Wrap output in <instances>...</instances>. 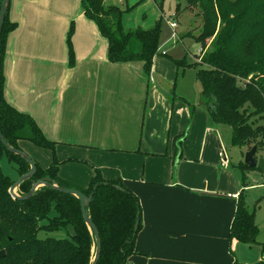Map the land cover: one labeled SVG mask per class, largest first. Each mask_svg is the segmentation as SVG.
I'll use <instances>...</instances> for the list:
<instances>
[{
    "label": "trees",
    "instance_id": "trees-1",
    "mask_svg": "<svg viewBox=\"0 0 264 264\" xmlns=\"http://www.w3.org/2000/svg\"><path fill=\"white\" fill-rule=\"evenodd\" d=\"M154 1L162 6L165 0ZM184 1L187 8L197 9L201 21V31L194 36L204 52L197 66V78L202 86L198 107L206 110L216 125L231 128V146L244 149L254 145L257 151H264V0ZM81 2L85 16L97 25L108 42L109 62H141L147 79L154 80L152 69L159 54L160 27L126 30L122 24L126 11L107 0ZM16 28L8 13L0 34V128L11 147L21 149V142H29L54 156L48 167L34 160L37 172L20 185L17 194L27 195L35 182L46 179L88 197L93 195L87 212L101 237L98 264H127L136 254V238L142 229L138 196L121 178L105 179L100 170H96L86 188L62 179L59 175L62 163L55 157L57 143L47 139L31 115L19 111L4 97L5 52L8 35ZM72 54L71 50L70 59ZM175 63L178 69H183V60ZM190 109L194 111L196 106ZM184 138L175 140L173 177L177 160L183 158ZM6 156L17 163L19 178L30 171L29 163L10 153L0 141V251L6 252L0 264H92L97 243L83 220L78 198L48 187L39 188L26 201L14 198L10 189L16 181L6 176L1 166ZM242 166L249 168L244 162ZM138 219L140 224L136 229ZM62 229L68 230V237L40 235ZM257 235L254 214L240 195L230 232L232 254L235 255L234 247L238 244L257 245ZM261 248L262 259L256 264H264V245ZM231 264L244 263L236 259Z\"/></svg>",
    "mask_w": 264,
    "mask_h": 264
},
{
    "label": "crops",
    "instance_id": "crops-1",
    "mask_svg": "<svg viewBox=\"0 0 264 264\" xmlns=\"http://www.w3.org/2000/svg\"><path fill=\"white\" fill-rule=\"evenodd\" d=\"M40 5L47 6V3L15 0L10 5L9 17L10 13L11 18L14 16L11 22L16 23L17 28L8 35L3 64L4 97L9 104L31 115L47 136H63L67 131L66 136H75V142L79 141L80 136V124L76 123L82 121L84 116L87 120L89 116L95 119L97 116H94V112L97 110L101 111L100 115L103 117L106 111L103 106V91H112L111 87L114 85L107 81L106 71L110 77L119 74L123 77V87H128L131 90L128 92L135 95L138 102L136 112L145 110L144 104L147 105L144 134L148 139L149 150L153 152V160L150 161L147 172L139 173V168L133 167V179L126 173L122 175L120 171L112 169H104L105 174L102 173L108 180L121 178L140 200L142 229L136 238V254L129 258L127 264H162L163 261H169V264L233 263L236 258L230 253V232L239 191L234 174L228 168V149L218 129L219 125L211 121L208 113L201 114L204 119L196 134H193V130L190 132L191 127L185 130V123L177 125L172 133L175 102L185 101L189 107L192 106L191 103L185 97L170 91L171 88L158 84L154 74V80H149L143 72L137 76L138 71L131 63L109 62L108 51L100 53V58H97V51L92 49L93 43L83 53L89 62L85 74L73 70L70 84L64 79L59 81L63 73L61 72L59 79L55 76L58 70L55 54L49 45H42L39 40L42 35L39 27L44 20L39 14ZM83 15L85 16L84 11ZM23 16H28V22ZM94 25V28L88 27L91 34L93 35V31L100 35L97 25ZM98 99H102L100 107L96 106ZM184 136L183 158L177 162L173 177L175 140ZM133 139L135 144V124L132 140L128 138L112 144L125 148V144L130 141L127 144H131ZM52 140L57 144L67 142L66 139ZM229 143L231 145V141ZM167 151L171 152L170 156H167ZM166 157L169 160L165 161ZM34 160L48 167L39 159ZM60 177L76 185L66 177ZM179 218H185L187 225L193 221L192 218L204 223L192 226L164 223ZM246 246L238 244L234 247V253L244 264H247ZM172 250L177 254V259L162 261L161 252H173ZM190 250H197L201 257L196 261L187 260Z\"/></svg>",
    "mask_w": 264,
    "mask_h": 264
},
{
    "label": "rangeland",
    "instance_id": "rangeland-1",
    "mask_svg": "<svg viewBox=\"0 0 264 264\" xmlns=\"http://www.w3.org/2000/svg\"><path fill=\"white\" fill-rule=\"evenodd\" d=\"M14 1L12 0L11 4ZM35 1L47 3V6L40 5L39 14L44 20L41 21L39 27V32L42 34L39 40L42 45H49L51 51L55 54L58 62V70L55 72L57 79H59L62 72L63 74L59 81L64 79L67 84H70L73 70L78 71L80 74H85L89 62L83 56V53L87 52V46L93 43L92 49L97 51L96 56L100 58V53H107L108 42L99 33L97 35L92 31L93 35L91 34V30L88 27L94 28L95 25L83 15L81 0ZM107 2L126 11L122 19V24L126 30H151L157 26L160 27L159 54L154 59L152 74L157 78L158 84L171 88L170 91L175 92L178 96L185 97L192 106H196V109L191 111L185 101L177 100L175 102L171 132L173 133L177 129V125L185 123V130L191 127L190 132L193 130V134H196L201 129L200 125L202 119H204L201 114H207L206 110L198 107V97L202 86L197 78V70L199 69L197 66L201 64L200 61L204 52L202 46L195 42L194 37L201 31V21L198 19L200 17L197 15V9L187 8L184 0H165L162 6L154 0H126L123 3L118 2V0H107ZM23 17L28 22V16ZM12 18H14L13 15ZM12 18L10 13V21H13ZM85 19L88 21H85ZM172 22L177 23L175 30L170 26ZM89 36H91L90 39L88 38ZM71 50L73 54L70 59ZM178 60H183V69L177 68L175 61ZM62 65L63 68H61ZM64 65L66 66L64 67ZM131 66L138 71L137 76L141 72L144 74L141 62H133ZM51 77L53 78L54 74ZM106 79H108L107 81L110 84H114L111 87L113 92L110 90L103 91L105 94L103 106H105L106 111L103 117L100 115L101 111L97 110L94 112V116L98 117H96L97 119H92L89 116V120H87L86 116H84L82 121H79L78 124L76 123V125L80 124L78 142H75V136H66L67 131L63 136H56L55 134L47 136L44 134L48 140L53 142L55 141L52 139H66L67 142L65 144L56 145L55 157L62 163L59 174L81 188H86L89 185L96 170H100L105 174L104 169H112V171H120L122 175L126 173L133 179L134 175L131 171L133 167L139 168V173H146L150 166V161L153 160V152L149 150L148 139L144 134V115L147 105L144 104L145 110L136 112L138 102L135 99V95H131L128 92L131 90L128 87H123L122 84H125L123 77L120 74L110 77L106 71ZM101 103L102 99H98L96 106L100 107ZM134 124L137 128L135 144L133 139L131 144H127L131 141L125 144V148L113 146L112 142L114 141H125L128 138L132 140ZM218 129L228 149V168L232 170L236 179V188L239 191V196L242 195L244 197L249 211L254 214V224L258 229L256 237L258 244L246 246V263L256 264L261 260V247L264 245V173L258 169H249L242 166L245 154L254 145L244 149L233 147L229 143L232 134L231 128L226 125H219ZM118 135L119 138H116ZM20 148L33 160L37 158L48 166L53 161L54 156L51 151L38 148L29 142H21ZM170 155L171 152L167 151V156ZM261 155H264V151H257L256 157L259 158ZM167 160L169 159L166 157L165 161ZM1 166L4 174L10 179L15 181L19 179L16 162H12L6 156L2 160ZM54 215L55 213L52 212L51 216ZM184 219L179 218L164 223H167V225L184 224L186 226L204 223L202 220L192 218L193 221H190L187 225ZM69 231L73 233V229H69ZM68 233L67 229H62L60 232L49 234L42 232L40 235L46 237L51 234L56 238H66ZM230 253L232 254L231 249ZM175 255L177 254L174 251H164L161 252L160 257L162 261L171 258L177 259ZM234 256L240 261L237 254L233 255V258ZM200 257L197 250H190L189 254H187V260L189 261H196ZM162 264H169V261H166V263L163 261Z\"/></svg>",
    "mask_w": 264,
    "mask_h": 264
},
{
    "label": "water",
    "instance_id": "water-1",
    "mask_svg": "<svg viewBox=\"0 0 264 264\" xmlns=\"http://www.w3.org/2000/svg\"><path fill=\"white\" fill-rule=\"evenodd\" d=\"M10 5H11V0H3L2 5H1V9H0V34H1L2 29L4 27L6 16L9 13ZM0 109H1V95H0ZM0 141H1L2 145L10 153L21 156L30 165V171L28 173L24 174L23 176H21L12 185V187L10 189V194L14 198L20 199L22 201H26V200L32 198L33 195L36 193V191H38L39 188H41V187H48V188L54 189L60 193L67 194V195H73V196L78 198V200L80 201L83 220L86 223V225L89 227L91 233L94 234L95 240L97 243V249H96L95 257L92 261V264H98V262L100 260V256H101V250H102L101 237H100V233H99L98 228L96 227L94 222L91 220V218L89 217L88 212H87V206L92 202L93 195H90L88 197L79 190L71 189V188H63V187L58 186V184L55 182H50L49 180L43 179V180H39V181L35 182L32 185V188L27 195H25L23 197L19 196L16 191L18 190V188L20 187V185L23 182H25V181H27V180H29L35 176V174L37 172V167L35 165L34 160L27 153L23 152L20 149L13 148L8 144L7 140L5 139V137L1 131V128H0ZM257 148H258L257 146H254L249 152H247L245 154L244 163L249 168L258 169L259 171L264 173V155H261V156H259V158H257L256 157ZM178 161H179V159L177 160V162ZM117 188H119V187H117ZM139 224H140V221L138 219L137 224H136V229H138ZM5 255H6V252L4 250L0 251V258H4Z\"/></svg>",
    "mask_w": 264,
    "mask_h": 264
},
{
    "label": "built area",
    "instance_id": "built-area-1",
    "mask_svg": "<svg viewBox=\"0 0 264 264\" xmlns=\"http://www.w3.org/2000/svg\"><path fill=\"white\" fill-rule=\"evenodd\" d=\"M118 2L123 3V2H125V0H118ZM170 26L173 30H175L177 28V23L172 22V23H170Z\"/></svg>",
    "mask_w": 264,
    "mask_h": 264
}]
</instances>
